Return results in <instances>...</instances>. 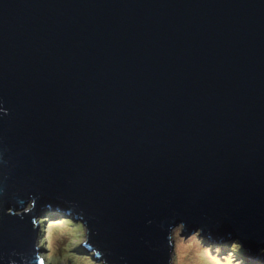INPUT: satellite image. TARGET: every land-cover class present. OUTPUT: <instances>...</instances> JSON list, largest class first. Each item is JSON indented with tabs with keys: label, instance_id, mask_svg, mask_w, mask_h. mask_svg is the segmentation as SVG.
<instances>
[{
	"label": "water",
	"instance_id": "95a60500",
	"mask_svg": "<svg viewBox=\"0 0 264 264\" xmlns=\"http://www.w3.org/2000/svg\"><path fill=\"white\" fill-rule=\"evenodd\" d=\"M0 109V264L38 210L101 264H169L181 221L257 260L264 0H0Z\"/></svg>",
	"mask_w": 264,
	"mask_h": 264
},
{
	"label": "clouds",
	"instance_id": "9594fccd",
	"mask_svg": "<svg viewBox=\"0 0 264 264\" xmlns=\"http://www.w3.org/2000/svg\"><path fill=\"white\" fill-rule=\"evenodd\" d=\"M0 112L7 115L6 109H0ZM48 222L50 221H47L45 226L40 229L41 235L37 240L36 246L41 249L37 264H41V260L43 264H58V243L64 244L65 247L70 246L74 253V249L83 243L84 231L82 226L76 225L68 234L70 239L65 242L60 239V234L54 236V225ZM148 223H151V221H148ZM185 231L186 225L181 221L172 226L171 231L166 235V241L172 248L169 264H244V260L238 258L237 255L243 251L239 241L232 240L224 246L206 244L205 238L201 235L204 231L202 228H197L187 237L182 235ZM75 254L82 256L78 253ZM259 254L264 256V247L259 249ZM88 256L92 258L91 254ZM78 264H81V262H78ZM91 264H97V262L91 259Z\"/></svg>",
	"mask_w": 264,
	"mask_h": 264
},
{
	"label": "rangeland",
	"instance_id": "374dc122",
	"mask_svg": "<svg viewBox=\"0 0 264 264\" xmlns=\"http://www.w3.org/2000/svg\"><path fill=\"white\" fill-rule=\"evenodd\" d=\"M28 208L31 209L32 207H29V205H28L26 210ZM44 212L54 213V212H50V211H46V210H40V211L38 210L36 212L35 217H37V218L35 219V224L39 223V226H38V228L36 230V240H38L39 236L41 235L40 229L43 226H45L47 221H50L48 223H51V224L54 225V227H53L54 236L56 234H60V239L62 241H65V242L68 239H70V236L68 234L72 231V229L74 227H76L77 223H79V222H77L72 215L68 216L67 213H65L64 211H58L60 213H63L64 215H62V216H57V215L55 216L54 215V216L50 217L48 220H46L44 218L45 217V213ZM58 220H64V221L70 222L69 223L70 225H65V224H63L64 222L62 223V221H58ZM71 222H73V223H71ZM83 231H84V238H83V243H84L85 242V230H84V228H83ZM191 232L186 234V235H183V233H182V235L184 237H187L188 235L191 234ZM204 238H205V243L206 244L207 243H211L213 245H216V244L227 245L228 244L227 242L230 243L232 241V240L231 241H229V240H220V242H219V241H211V238H209V237H204ZM83 243L80 246H78V247H76L74 249L75 253H78V254H80L82 256L76 255L72 251V248L70 246L69 247H65L64 244L58 243L57 244V248H58L57 261H58V264H78V262H81V264H91L90 262H87L84 258H86L90 254H91L92 258H93V253L89 252L88 250H86L85 247L83 246ZM38 249H39V253H40L41 249L40 248H38ZM248 255L249 254H247L245 252V253H242V254L238 255V258H242L244 260V264H264V256H260L259 250L257 251L256 255L253 256V258L258 257L255 262H251L250 260H248L247 259ZM87 260L89 261L88 257H87ZM97 264H101V263L97 262Z\"/></svg>",
	"mask_w": 264,
	"mask_h": 264
},
{
	"label": "trees",
	"instance_id": "16d2710c",
	"mask_svg": "<svg viewBox=\"0 0 264 264\" xmlns=\"http://www.w3.org/2000/svg\"><path fill=\"white\" fill-rule=\"evenodd\" d=\"M45 213V219L46 220H48L50 217H52V216H62V215H64L63 213H60V212H54V213H49V212H44ZM59 213V214H58ZM43 218V219H44ZM45 220V221H46ZM64 222V223H63ZM66 222V223H65ZM44 223V222H43ZM62 223L63 224H65V225H70L69 223L70 222H67V221H62ZM71 223H73V222H71ZM73 225V224H72ZM77 225H80V226H82V224L81 223H77ZM83 227V226H82ZM221 246H224V245H221ZM242 253H245V251H244V249H243V251L241 252V253H239V254H237V255H240V254H242ZM87 257H88V259H89V261L87 260ZM86 258H84L87 262H90L91 263V259H93V258H90L89 256H87ZM94 260V259H93Z\"/></svg>",
	"mask_w": 264,
	"mask_h": 264
},
{
	"label": "bare ground",
	"instance_id": "6f19581e",
	"mask_svg": "<svg viewBox=\"0 0 264 264\" xmlns=\"http://www.w3.org/2000/svg\"><path fill=\"white\" fill-rule=\"evenodd\" d=\"M28 209H29V208H28ZM28 209H27V210H28ZM226 240H229V241H230V239H226ZM227 243H229V242H227Z\"/></svg>",
	"mask_w": 264,
	"mask_h": 264
}]
</instances>
